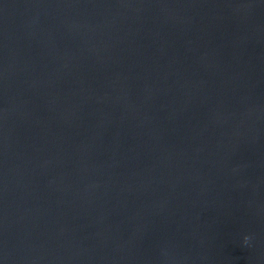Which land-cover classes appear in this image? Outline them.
I'll use <instances>...</instances> for the list:
<instances>
[{
    "label": "water",
    "instance_id": "1",
    "mask_svg": "<svg viewBox=\"0 0 264 264\" xmlns=\"http://www.w3.org/2000/svg\"><path fill=\"white\" fill-rule=\"evenodd\" d=\"M0 264H264V0H0Z\"/></svg>",
    "mask_w": 264,
    "mask_h": 264
},
{
    "label": "clouds",
    "instance_id": "2",
    "mask_svg": "<svg viewBox=\"0 0 264 264\" xmlns=\"http://www.w3.org/2000/svg\"><path fill=\"white\" fill-rule=\"evenodd\" d=\"M245 239L247 240L248 238L246 237Z\"/></svg>",
    "mask_w": 264,
    "mask_h": 264
}]
</instances>
